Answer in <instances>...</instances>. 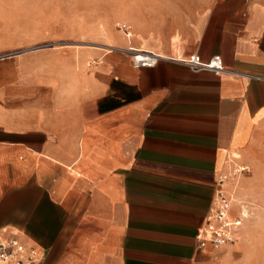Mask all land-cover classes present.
Instances as JSON below:
<instances>
[{"label": "crops", "instance_id": "obj_1", "mask_svg": "<svg viewBox=\"0 0 264 264\" xmlns=\"http://www.w3.org/2000/svg\"><path fill=\"white\" fill-rule=\"evenodd\" d=\"M141 2L130 37L114 15L28 6L21 34L0 17V240L41 264H240L249 246L248 218L218 249L197 236L219 187L239 215L235 170L264 158V0ZM128 47L168 59L134 67ZM191 54L224 70L173 60Z\"/></svg>", "mask_w": 264, "mask_h": 264}, {"label": "rangeland", "instance_id": "obj_2", "mask_svg": "<svg viewBox=\"0 0 264 264\" xmlns=\"http://www.w3.org/2000/svg\"><path fill=\"white\" fill-rule=\"evenodd\" d=\"M141 1L0 0V14L2 15L0 17L5 18V20L8 19L9 21L13 19L12 26L16 34L22 33L24 20L28 16V6L32 8V11H46L48 21L53 19L54 15L56 17L63 16V18L70 17V19L76 21L86 17L88 12H90V17H101L99 19L97 18L98 20H101L104 16L107 18L110 16L108 18L110 19L114 15V27L115 23L120 22L119 18L122 15L134 17L136 6L144 5V2L142 4ZM2 25V27L8 26L7 23ZM242 174L241 182L238 183L233 197L236 203L238 202L239 209L241 206H244L249 213V217H247L248 219H246L247 221L244 222V225L246 227L245 238H249L250 243L247 249L238 250L236 259L240 264H264V158L254 167H247L246 171L242 172Z\"/></svg>", "mask_w": 264, "mask_h": 264}, {"label": "built area", "instance_id": "obj_3", "mask_svg": "<svg viewBox=\"0 0 264 264\" xmlns=\"http://www.w3.org/2000/svg\"><path fill=\"white\" fill-rule=\"evenodd\" d=\"M126 37L131 36V28L125 22L116 23ZM131 58L134 67H151L161 59H168L161 54L152 51L139 50L133 47L125 49ZM193 72L209 71L218 74L224 70V64L220 55H213L210 58L202 59L198 54H191L187 57L173 59ZM246 171L245 166H237L235 172ZM223 178H219L221 183ZM231 196L220 187L216 189L212 206L209 208L206 221L198 232L197 246L199 249H218L236 239V233L242 225L243 209L239 215L231 216ZM247 210V209H246ZM44 258L43 251L36 245L25 247L16 236H10L0 240V264H41Z\"/></svg>", "mask_w": 264, "mask_h": 264}, {"label": "bare ground", "instance_id": "obj_4", "mask_svg": "<svg viewBox=\"0 0 264 264\" xmlns=\"http://www.w3.org/2000/svg\"><path fill=\"white\" fill-rule=\"evenodd\" d=\"M242 207H244V206H242ZM239 211H240V209H239ZM229 213H231V210H230ZM242 213H243V216H244L245 218L249 217V213H248V211H247L245 208H244V210L242 211Z\"/></svg>", "mask_w": 264, "mask_h": 264}]
</instances>
